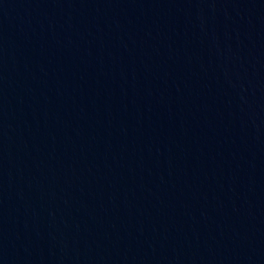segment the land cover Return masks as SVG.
Here are the masks:
<instances>
[{
  "label": "water",
  "instance_id": "water-1",
  "mask_svg": "<svg viewBox=\"0 0 264 264\" xmlns=\"http://www.w3.org/2000/svg\"><path fill=\"white\" fill-rule=\"evenodd\" d=\"M0 264H264V0H0Z\"/></svg>",
  "mask_w": 264,
  "mask_h": 264
}]
</instances>
